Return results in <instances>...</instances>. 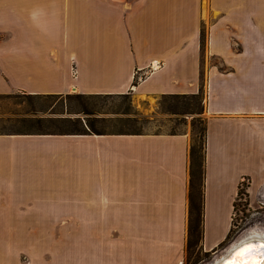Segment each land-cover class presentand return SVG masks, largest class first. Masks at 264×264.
<instances>
[{
    "label": "crops",
    "instance_id": "0c3cea01",
    "mask_svg": "<svg viewBox=\"0 0 264 264\" xmlns=\"http://www.w3.org/2000/svg\"><path fill=\"white\" fill-rule=\"evenodd\" d=\"M0 22L20 25L0 47L1 96L201 89L200 245L225 240L240 182L249 201L264 189V0H0ZM48 111L8 120L77 115ZM190 135L0 133V211L89 216L85 264H180Z\"/></svg>",
    "mask_w": 264,
    "mask_h": 264
},
{
    "label": "rangeland",
    "instance_id": "374dc122",
    "mask_svg": "<svg viewBox=\"0 0 264 264\" xmlns=\"http://www.w3.org/2000/svg\"><path fill=\"white\" fill-rule=\"evenodd\" d=\"M19 26L18 23L6 25L0 22V47L3 46L4 35H7L9 31L19 32ZM59 32L61 36L62 30L60 29ZM202 53L206 54L205 49ZM211 62L219 64L216 59H211ZM137 81L136 78L134 82ZM72 93L75 92L72 91ZM13 94H16V97L9 99L2 98L3 95H0V133L29 131L14 119L8 120L9 117L22 116L29 107L26 103L17 104L21 93ZM124 94L128 97L112 95L109 98H103V101L99 103H103L101 110L104 112L123 109L126 104L134 110L135 121L125 125L122 129L125 131L176 133L188 126L192 135V119L197 116L205 118L203 96L200 114L196 113L198 111L196 106H190L191 112L182 113L181 110L184 109H180L174 114L165 105L159 103L161 97L146 99L134 90ZM145 99L146 102H144ZM35 106L38 109L42 105L35 101ZM101 115L114 117L118 114L103 113ZM118 125L109 126L106 129L107 132L121 130ZM87 220L89 216L84 215L0 211V264H85ZM232 224L233 229L228 243L215 247L208 256L200 244L188 248L187 235L182 264H207L246 232L257 230L264 235V198L259 195L250 201L248 197L246 200L242 196L237 198Z\"/></svg>",
    "mask_w": 264,
    "mask_h": 264
},
{
    "label": "trees",
    "instance_id": "16d2710c",
    "mask_svg": "<svg viewBox=\"0 0 264 264\" xmlns=\"http://www.w3.org/2000/svg\"><path fill=\"white\" fill-rule=\"evenodd\" d=\"M136 81V80H135ZM133 84L136 83L133 81ZM112 95H122L123 97H128L125 94H83L74 93L66 95H45L39 96L34 94H23L20 95V100L18 103H26L29 105L30 111L34 114L42 112L46 113L48 111L51 114H78L81 116L69 117V116H28L15 119L16 122L23 125L29 131H14L16 133H33V134H106V133H141L138 131H125L122 130L125 125L135 121L134 110L126 104L122 109L104 112L102 109L103 98H109ZM14 95H4L2 98H14ZM202 90L196 94H165L161 96L159 100L160 104L165 105L174 114L178 113L177 110H181L182 113L191 112L189 111L190 106L197 107L198 111L196 113L200 114L202 112V102L203 99ZM43 99V100H42ZM36 100L42 105L39 109H35L34 103ZM103 113H115L114 117H106L101 115ZM120 126L121 130L107 132L109 126ZM192 135L190 137V152H189V187H188V217L187 222V247L191 248L195 244H200L202 240V222H203V205H204V153H205V135L206 126L205 119L200 116L194 117L191 122ZM21 130H23L21 128ZM249 186L248 178H244L237 190V195L235 198V206L237 198L243 197L245 200L248 197L247 189ZM234 206V208H235ZM233 223V220H232ZM230 224L229 232L225 240L221 241L218 246L228 243L232 233L233 224ZM208 256L209 252H205Z\"/></svg>",
    "mask_w": 264,
    "mask_h": 264
},
{
    "label": "water",
    "instance_id": "95a60500",
    "mask_svg": "<svg viewBox=\"0 0 264 264\" xmlns=\"http://www.w3.org/2000/svg\"><path fill=\"white\" fill-rule=\"evenodd\" d=\"M248 245H251L254 250L246 254L243 258L238 259L236 257V252ZM261 245H264V237L255 236V238H251L245 244H239L229 249L224 256L214 261L213 264H231L232 261H235L236 264H253V262L264 264V249H261Z\"/></svg>",
    "mask_w": 264,
    "mask_h": 264
},
{
    "label": "bare ground",
    "instance_id": "6f19581e",
    "mask_svg": "<svg viewBox=\"0 0 264 264\" xmlns=\"http://www.w3.org/2000/svg\"><path fill=\"white\" fill-rule=\"evenodd\" d=\"M255 236L258 237H264V235L260 232H258L257 230H253V231H249L246 232L244 234L241 235V237L239 236L237 240L233 241L228 247L227 249L222 252L219 256H217L216 258H213V260H211L209 263L207 264H213L214 261H216L217 259L221 258L222 256L225 255V253L228 252L229 249L237 246V245H241V244H245L247 241H249L251 238H255ZM259 239V238H258Z\"/></svg>",
    "mask_w": 264,
    "mask_h": 264
},
{
    "label": "snow or ice",
    "instance_id": "6c2138e0",
    "mask_svg": "<svg viewBox=\"0 0 264 264\" xmlns=\"http://www.w3.org/2000/svg\"><path fill=\"white\" fill-rule=\"evenodd\" d=\"M261 249H264V245H261ZM253 247L251 245L242 247L239 251L236 252V257L238 259L243 258L246 254H249L253 251ZM231 264H236L235 261H232ZM253 264H259V262H253Z\"/></svg>",
    "mask_w": 264,
    "mask_h": 264
},
{
    "label": "built area",
    "instance_id": "2783aa9c",
    "mask_svg": "<svg viewBox=\"0 0 264 264\" xmlns=\"http://www.w3.org/2000/svg\"><path fill=\"white\" fill-rule=\"evenodd\" d=\"M140 71L139 70H135V77L139 80V81H142L146 75L145 72L143 73H139ZM259 196L261 198H264V189H262V191L259 193ZM180 264H182V262H180Z\"/></svg>",
    "mask_w": 264,
    "mask_h": 264
}]
</instances>
